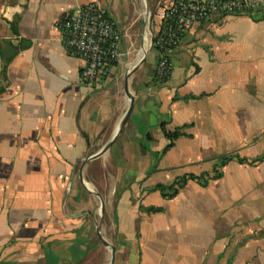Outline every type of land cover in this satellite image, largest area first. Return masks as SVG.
I'll return each mask as SVG.
<instances>
[{
	"label": "crops",
	"instance_id": "1",
	"mask_svg": "<svg viewBox=\"0 0 264 264\" xmlns=\"http://www.w3.org/2000/svg\"><path fill=\"white\" fill-rule=\"evenodd\" d=\"M121 1H6L15 21L14 35L1 30L13 53L0 91V264H107L96 235L99 226L108 241L106 201L116 202L114 264H264V161L232 160L217 168L219 179L188 181L171 199L153 190L211 173L221 155L249 162L264 154V9L194 27L168 52L164 81L155 76L158 53L146 57L129 79L127 124L83 168L105 200L102 216L79 183L83 159L113 137L128 105ZM154 1L159 26L174 0ZM88 3L104 11L120 43L116 61L86 85L83 61L66 53L55 23ZM162 128L184 134L164 153ZM151 207L160 211L146 213Z\"/></svg>",
	"mask_w": 264,
	"mask_h": 264
},
{
	"label": "built area",
	"instance_id": "2",
	"mask_svg": "<svg viewBox=\"0 0 264 264\" xmlns=\"http://www.w3.org/2000/svg\"><path fill=\"white\" fill-rule=\"evenodd\" d=\"M263 9L264 0H174L152 35L150 46L158 53L156 78L159 81L167 78L168 52L197 25L215 15H243ZM55 27L66 53L83 61L80 79L86 85L106 72L107 66L118 58L120 32L94 3L85 4L56 21Z\"/></svg>",
	"mask_w": 264,
	"mask_h": 264
},
{
	"label": "rangeland",
	"instance_id": "3",
	"mask_svg": "<svg viewBox=\"0 0 264 264\" xmlns=\"http://www.w3.org/2000/svg\"><path fill=\"white\" fill-rule=\"evenodd\" d=\"M6 1L8 2V0H0V91L2 90L5 84V78H4L5 66L8 60L10 59L11 54L13 53L12 43L11 41H9L10 39L7 40L5 38L6 36L1 34V30L6 29L7 31H9L8 34L10 36L14 35L15 16L12 15L11 12L7 10L6 5H5L7 3ZM147 2L149 6V11L150 12L153 10L156 11L155 1L147 0ZM143 12H145L144 0H127L126 8L124 6V1L122 0L120 2L119 13H120L121 24H123L124 26L128 25L127 29H124L122 31L124 34L123 43L128 50V54L127 56H125L124 64L125 66H127L128 69L130 68L132 61L134 60L135 55L139 51L141 44H142L141 13ZM6 13H7V17L5 16ZM156 24H157V21L155 18L152 21L153 33L155 30H157L158 26H156ZM149 38L151 39V34ZM153 53H154V50L151 49L147 55L148 62L150 61ZM97 173L99 174V176L97 175V177L100 180H102V182L107 183L108 181H110L109 173L106 170H102V167L101 169L97 170ZM107 188L108 187H105L101 191L104 198H109V190ZM115 206H116L115 201H106V212H105V217L103 220V227H104L103 229L105 230L104 236L113 246L115 243V235L113 233V226H112L113 225L112 213L115 209ZM140 208H141L140 210L145 211L143 207H140ZM108 253H109V250H107V255L105 258L107 263H108L107 259H109Z\"/></svg>",
	"mask_w": 264,
	"mask_h": 264
},
{
	"label": "water",
	"instance_id": "4",
	"mask_svg": "<svg viewBox=\"0 0 264 264\" xmlns=\"http://www.w3.org/2000/svg\"><path fill=\"white\" fill-rule=\"evenodd\" d=\"M144 5H145V12L147 15V19L149 23V32L151 34V39L149 41V45H148V50L147 52L143 55V57L137 62L135 63L132 67H130L124 78H123V91L124 94L128 100V105L126 107V110L119 122L118 128L115 132V134L113 135V137L107 141L105 143V145L97 152L94 154H90L88 156H86L82 163L80 164L78 171H77V177L79 180V183L81 184V186L89 193L93 194L94 196H96L97 200H98V211H99V215L102 216L103 212H104V200L102 199V197L100 196V194L93 189L92 187H90L83 179V168L85 167L86 164H88L89 162H92L94 160L99 159L100 157H102L104 154H106L108 152V150L110 149V147L112 146V144L114 143V141L117 139V137L120 135V133L122 132V130L124 129L125 125L127 124L131 111H132V107H133V96L130 93V88H129V79L131 77V75L134 73V71L145 61L148 53L151 50V41H152V35H153V30H152V21L155 15V11H149V6H148V2L147 0H144ZM146 29V23L142 22V36L145 32ZM96 235L97 238L99 240V242L101 243V245L109 250V259H108V263L107 264H114V259H115V248L113 245H111L108 241H106V239H104V237L102 236L101 232H100V228L99 226H97L96 228Z\"/></svg>",
	"mask_w": 264,
	"mask_h": 264
},
{
	"label": "trees",
	"instance_id": "5",
	"mask_svg": "<svg viewBox=\"0 0 264 264\" xmlns=\"http://www.w3.org/2000/svg\"><path fill=\"white\" fill-rule=\"evenodd\" d=\"M166 80V79H165ZM182 128H176L172 132H166L162 128V135L167 141V144L163 147L162 153L166 152L168 149H170L173 145V142L177 140L179 137L183 136ZM149 138V136H147ZM216 164L212 170L211 173L205 172L200 174L199 176H194L191 174H186L182 177H179L175 179L171 184L169 185H156L153 190L157 191L163 198L165 199H171L180 189H182L188 181L196 182L201 187H206L209 181L217 180L221 177L220 172L217 168L225 166L228 162L232 160H236L239 163H250V164H256L264 161V154L261 156L255 158L254 160L247 161L245 159L239 158L236 154H225L221 155L215 158ZM159 208H148L146 209V213H157L159 212Z\"/></svg>",
	"mask_w": 264,
	"mask_h": 264
},
{
	"label": "bare ground",
	"instance_id": "6",
	"mask_svg": "<svg viewBox=\"0 0 264 264\" xmlns=\"http://www.w3.org/2000/svg\"><path fill=\"white\" fill-rule=\"evenodd\" d=\"M141 19H142V22L146 23V29H145V32L142 36L141 47H140L139 51L136 53L135 58L132 61V64L130 65V67H132L135 63H137L148 50L150 32H149V23H147L148 19H147L146 12L141 13Z\"/></svg>",
	"mask_w": 264,
	"mask_h": 264
}]
</instances>
